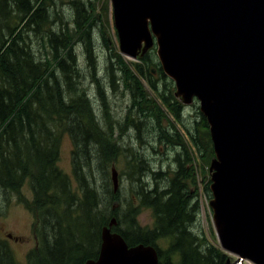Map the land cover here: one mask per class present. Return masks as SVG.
Masks as SVG:
<instances>
[{"label":"trees","instance_id":"trees-1","mask_svg":"<svg viewBox=\"0 0 264 264\" xmlns=\"http://www.w3.org/2000/svg\"><path fill=\"white\" fill-rule=\"evenodd\" d=\"M69 4L73 14L67 18L56 0H0V188L6 193L17 194L19 202L29 209L34 219L33 232L44 243L46 250L41 251L38 258L45 260L46 264H65L71 251L80 253L79 256L73 255L74 264H86L89 259H97L102 228L107 223L105 220L109 218L111 221L113 217L111 212L102 214L95 191L89 189L88 177L77 172L79 157L76 151L73 164L79 185L84 189L81 200L71 191L68 175L58 167L61 134L57 135V130L70 120L66 131L70 132L78 148V139H85L86 135L91 136L87 141L100 138L102 158L103 155L113 156L127 149L134 150L122 142L125 129L122 132L120 129L124 124L132 122L140 142L143 141L139 133L143 132L140 125H145L146 130L148 120L155 119L159 128L164 110L158 99L168 106L167 110L175 119L182 117L178 102L166 96V91L161 92L151 79L149 65L155 64L153 60L143 57L141 62L127 64L118 49L111 54L109 84L117 90L125 82V89L133 96L129 112L126 116L122 115L123 119L116 120L112 109H106L105 116L99 120L93 109L79 107L78 101L83 98L91 102L86 97L87 87L82 90L81 83L80 86L75 79L80 71L74 41L84 43L86 55L93 61L91 75L98 85L101 101L109 103L106 84L97 75L93 42L94 29L99 26L106 33L104 25L108 20L103 21L94 0H69ZM31 36L46 49L45 58L39 56V63L34 60L37 52L33 49ZM114 70L120 74L116 75ZM56 72L60 73V77ZM161 74L168 79L164 72ZM143 77L148 80L156 97L144 87ZM79 91L84 96L77 97L74 92ZM67 93L72 95L70 102L69 99L65 102ZM198 120L191 136L199 150V158L204 160L208 154L214 156L215 152L209 124L202 112L198 114ZM159 132V140L170 139L163 129ZM138 158L142 160V156ZM86 159L89 161L88 157ZM126 161L133 176L137 177V186L129 201L122 204L123 208L113 210L117 223L112 230L120 233L130 247L141 244L153 246L158 253L159 264H225L229 259L226 260L225 253L210 246L203 240L202 234L193 230L199 211L196 195L199 187L194 160L186 151V144L179 145L176 163L170 170H148L147 165L139 176L138 161ZM203 175L205 194L212 197L210 175L205 170ZM27 180L33 192L31 201L21 194ZM153 180L156 181L154 185ZM159 183L165 184L162 190H159ZM109 194L121 199L113 190ZM75 205L77 209L73 208ZM85 205L86 208H83ZM142 206L152 210L153 228L142 227L136 220ZM56 227H64L65 230L56 234ZM86 230L89 233L84 237ZM65 236L73 239V246L68 249H64L69 241L63 240ZM161 239L168 241L165 248L159 243ZM9 255L0 241L1 264H13ZM175 257L179 259L176 263Z\"/></svg>","mask_w":264,"mask_h":264},{"label":"water","instance_id":"water-1","mask_svg":"<svg viewBox=\"0 0 264 264\" xmlns=\"http://www.w3.org/2000/svg\"><path fill=\"white\" fill-rule=\"evenodd\" d=\"M112 2L122 53L133 57L142 42L150 45L155 37L164 72L175 80L179 91L194 93L201 100V111L210 124L216 153L211 165L214 170L211 189L220 241L222 248L238 255L228 246V216L238 217L241 209L231 206L227 209L228 216L225 213L232 168L236 167L237 182L242 176L253 182V192L255 181L264 178V0ZM249 159L253 160L252 169L241 170ZM117 177L113 168L115 186ZM253 192L247 205L253 204V225L257 227L261 223L259 213L264 214V188L260 197ZM231 201L243 207L238 204V187ZM110 242L121 245L127 256L132 250H144L150 264H159L153 246L141 244L129 248L120 235L104 227L100 254ZM250 254L238 255L234 263L228 260L226 264L246 261L264 264V252L258 247L250 250ZM100 258L99 255L97 260L90 261L97 264ZM108 260L113 262L111 257Z\"/></svg>","mask_w":264,"mask_h":264},{"label":"rangeland","instance_id":"rangeland-1","mask_svg":"<svg viewBox=\"0 0 264 264\" xmlns=\"http://www.w3.org/2000/svg\"><path fill=\"white\" fill-rule=\"evenodd\" d=\"M56 1L58 2L60 8L66 14V17L70 18L73 14V10L71 8V5L69 4V0ZM96 3L104 19L102 20L105 21L106 18L108 20L107 25H104V28L107 29L106 33H103L102 30H100L99 26L94 29L93 42L95 47L94 51L97 56V75L106 84V98L108 99L109 103L101 101V96H99L98 93V85H96V83L93 81L94 79L91 75L92 69L90 68V66L93 65V61L88 59L85 48L83 46L84 43L74 41L79 68L78 70L80 71L78 77H76L75 79L76 82L79 83V85L81 83L82 90H84V87H87L88 95H86V97L89 98L91 102L88 103L85 101V98H83V100L78 101L79 107H82L83 109L89 108V110L91 111L93 109V111L98 115L97 117L99 120L103 119V115L105 116L106 109H112L116 120L123 119L124 116L122 115L125 114L126 116V113L129 112V106L132 105L133 96L128 90L125 89L127 87L125 82H123L120 87L118 86L117 90H115L113 86H110L109 84L110 72H108V68L110 67L112 62L111 54H113V52L118 49L120 53L124 55V59L127 64L141 62V58L143 57L153 60L155 64L149 65V68L153 70L151 72V79L154 81L161 92L165 93L166 91V96L171 97L175 102H178V107L180 108L182 117L179 120L175 119L171 115L170 111L167 110L168 106L162 104L158 99V102L160 103L159 105L164 110V118L160 120L159 128L156 126L155 119L148 120L146 130H144L145 125H140V128L143 130L142 133L139 132L143 137V141L140 142V140L136 138L138 136V133L136 131V128L132 126V122L128 123L127 125L124 124L120 129L121 132L123 131V129H125L124 133L122 132V142L126 146L133 147L134 150L127 149L125 152H118L119 154L116 153L113 154V156H110L108 154L107 157L103 155L102 158L100 155L102 153L101 139L96 138L87 141V139H90L91 136L86 135L85 139H78L79 149L75 145V140L71 136L70 132L66 131L67 124L70 120L66 121L65 124L61 126L56 132L57 135L61 134L59 140L60 151L58 167L68 175L70 179L71 191L77 196L78 200L80 201L83 194L82 190L84 189H82V185H79L76 172L74 171L73 154L76 151V154L79 157L78 163L76 164L78 166L77 172L85 177H88L89 189L95 191L99 206L102 209V214L108 215L111 212V215L113 216L111 219L113 220V210L123 208L122 204L129 201L130 196L134 193V189L137 186V177L133 176V173L131 171L132 169L131 167L129 168V164L127 163L126 159H128L130 163L132 161H138L137 169L139 170V176H141V172H143L147 165H149L147 167L148 170L161 169L165 171L169 168L174 167L176 163L175 156L177 154L178 147L180 144L185 143L186 151L194 160L193 165L195 166V172L197 174L199 187L196 191L197 201L199 202V211L196 215V221L195 223H193V230L195 231V233L197 232L202 234V237L204 238L203 240H205V242H207L210 246L214 247L219 252L225 253V255L227 256L226 260L229 258L230 261L234 263L238 259V257L234 254H231L230 251L222 248L221 245L216 219L215 198H213L212 195H210L212 197H209V195L205 194L204 189L206 183L203 171L205 170V172L210 175L212 179L213 169L211 165L213 163V160L215 159V155L211 156V154H208L204 160L199 158V150L193 142L191 136V133L195 132L196 120H198V114L200 115L201 112V100L194 93H189L181 90L179 91L176 82L170 77L167 76V80L162 77L161 72H164L162 66L163 62L160 56L159 45L157 44L154 37L152 39V44L150 45L146 44L145 41L142 42L143 44L139 47V49H137L135 56L132 57L123 54L120 50L118 35L116 33L117 30L114 23V7L112 0H94V4ZM31 40L32 43H34L33 49L37 52V56L34 55V60L35 62L39 63V56L43 57L44 59L46 49L42 46V43H38L36 41V38L34 36H31ZM114 73L116 75L120 74L118 70H114ZM55 74L60 77L59 72H56ZM62 80L63 79H61V81ZM141 81L146 90L151 95L156 97L155 91L151 90L148 85V80L143 77ZM74 93L79 98L84 96V93L82 91ZM106 98H104V100H106ZM68 99L69 102L72 99V95H70L69 93L66 94L65 102H68ZM161 129H163L166 134L168 133V136L170 137L168 141L166 139H163L162 141L159 140V131H161ZM204 136L205 138H207V134H205ZM139 156H142L141 161L138 160ZM86 157L89 158V161L86 159ZM113 168H116L118 172L117 186H115L112 180ZM144 178L146 179L147 175ZM155 183L156 181L153 180L152 185H154ZM157 185L159 186V190H162V186H164L165 184L161 185L159 183ZM111 190H113V192L117 195H120L121 199H115L114 196H111L109 194ZM21 194L24 195L29 201L33 199V192L29 180L24 183V186L21 189ZM73 208L77 209L78 206L75 205V207ZM83 208H86V205ZM83 208L81 211V215H83ZM87 220L89 222V218H87ZM136 220L142 227H154V215L150 208L144 206L140 207ZM33 221L34 219L32 214L29 212V209H27V206L25 204L19 202L18 195L11 192L6 193L0 188V241L4 243L8 254L11 255L9 256L11 260L13 259V264H46L45 260H41L40 258H38L39 254H41V251L46 250L43 247L44 243H41L38 236L33 232ZM105 221L107 222L105 223V226H109L111 223V221H109V218ZM116 223L117 222H115V224ZM56 228H54L55 232L57 231L56 234H59L60 231L64 229V227ZM86 228L88 229L89 227L86 226ZM50 230L52 231V229H48V231ZM88 233L89 231L86 230L84 237H86ZM8 234L12 236L9 237ZM76 237L78 238V236ZM68 238L69 236H65L63 240L68 241ZM72 240H69L67 242L66 248L64 249H68L69 247L73 246ZM74 241L78 244L77 240L74 239ZM159 243L163 248L168 245L167 239H161L159 240ZM87 251L90 250L87 249ZM70 254L71 255L68 256L65 264H67L68 260L69 264H74L72 258L73 255H80L79 252H76L75 254L72 251ZM178 261V257H175L174 262L176 263ZM226 263L227 261L225 262V264ZM246 264L250 263L247 262Z\"/></svg>","mask_w":264,"mask_h":264},{"label":"bare ground","instance_id":"bare-ground-1","mask_svg":"<svg viewBox=\"0 0 264 264\" xmlns=\"http://www.w3.org/2000/svg\"><path fill=\"white\" fill-rule=\"evenodd\" d=\"M252 161H253L252 159L246 160L245 163L241 165L242 167H240V169L241 168L242 169L243 168L252 169V165H251ZM235 169L236 167L234 166L230 174V179H229V183H230V190H229L230 195L229 196L230 197L226 201V205H225L226 212L225 213L228 216L227 209H229V207L231 206L234 208L241 209V210L239 211L238 217L236 216L235 218H232L228 216V223H229L228 246L231 247L232 250L237 252L239 256L245 257L250 254V250H253L254 247H258L260 249V252L261 251L262 253L264 252V214L259 213V216L261 218V223L259 226L255 227L253 225L255 222L254 220L255 214H253V211H252L253 209H251V207H253V204L247 205V201L248 199L251 198V195L253 192V186H254L253 182L251 183L248 179H246L243 176L240 178V181L238 180L237 182L234 177ZM262 181H264L263 177H259L255 181L256 190L253 193L254 195H257L258 197H260L259 193H260L261 188H264V184ZM237 187H238V200H239L238 204L243 205V207L238 206L237 203H233L231 201L236 195ZM219 229L220 231L223 230V224L219 225ZM145 253L147 252L144 250H141V251L132 250L129 256H127L124 252V248L121 245L117 243L114 246L113 243L110 242L104 246L100 254L101 258L99 259L97 264H137V263L138 264H150V261L148 260V258L144 256ZM230 253L238 257L236 253H233V252H230ZM105 257H107L106 260H104ZM110 257L112 258L113 262H110L109 261L110 259L107 261V259ZM88 264H94V263L90 261ZM250 264H253V263L250 262Z\"/></svg>","mask_w":264,"mask_h":264}]
</instances>
